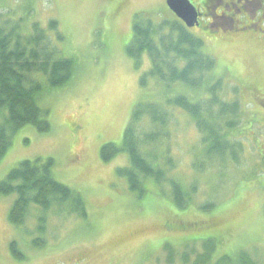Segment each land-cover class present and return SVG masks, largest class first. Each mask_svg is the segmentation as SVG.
I'll list each match as a JSON object with an SVG mask.
<instances>
[{
	"label": "rangeland",
	"instance_id": "obj_1",
	"mask_svg": "<svg viewBox=\"0 0 264 264\" xmlns=\"http://www.w3.org/2000/svg\"><path fill=\"white\" fill-rule=\"evenodd\" d=\"M191 3L197 9L203 5ZM140 13L155 22L177 20L165 0H124V5L109 0H0V26L19 24L31 33L30 27L37 25L65 59L74 61L75 69L66 87L41 97V106L50 111L51 131L41 134L24 126L14 134L0 162V182L24 161L52 159L55 179L82 196L86 213L81 217L68 203L55 204L47 213L33 207L25 225L17 227L8 220L16 195L0 197V264H182L180 257L187 254L193 262L209 239L217 242L214 261L245 250L264 264V49L241 40L209 41L189 30L216 59L225 98L239 100L246 117L239 133H233L241 135L238 160L227 157L222 167L209 168L202 155L206 171L199 174L194 165L201 162V135L188 113L173 111L169 140L158 152L172 158L170 175L184 186L198 183L187 209L176 207L152 180L144 197L133 193L117 174L128 164L127 155L110 163L100 158L104 144L121 146L135 108L163 93L154 80L141 86V77L151 69L148 54L137 67L126 53ZM52 21L57 22L55 30L50 29ZM176 87L174 95L184 91ZM212 202V210L202 209ZM40 219L44 233L39 232ZM36 240L43 246L35 247ZM14 242L26 261L12 256Z\"/></svg>",
	"mask_w": 264,
	"mask_h": 264
},
{
	"label": "trees",
	"instance_id": "obj_2",
	"mask_svg": "<svg viewBox=\"0 0 264 264\" xmlns=\"http://www.w3.org/2000/svg\"><path fill=\"white\" fill-rule=\"evenodd\" d=\"M49 26L55 30L57 22L52 21ZM21 28L19 24L0 26V162L9 151L14 134L24 126H32L41 134L51 131L50 111L41 106V97L66 87L75 72L74 61L61 55L44 30L37 25L30 27L31 33ZM189 30L178 20L155 22L143 13L136 14L126 53L137 67L141 57L148 54L151 69L141 77V86L154 80L163 93L154 102L135 108L121 146L109 142L100 150L104 163L127 155L128 164L117 169V174L128 181L129 189L140 199L147 193V182L152 180L163 187V193L181 210L195 200L198 183L184 186L180 179L170 175L174 169L172 158L166 152H158L169 140L173 111L179 108L188 113L201 135L203 153L198 158L201 162L194 165L199 174L206 171L202 155L209 168L214 164L222 167L227 157L238 160V153L242 152L241 135L233 133H239L241 121L246 117L239 100L225 98L224 81L215 72L216 59L204 51L203 39ZM176 86L184 87V91L174 95ZM54 165L52 159L24 161L0 182V197L16 195L8 217L11 224L24 226L33 207L47 213L55 204L66 203L86 218L82 196L55 179ZM165 186L169 193L164 191ZM214 207L212 202L202 209L210 211ZM39 223V232L44 233L45 221ZM207 243L206 250L193 262L187 254L179 261L182 264H258L245 250L214 261L217 242L209 239ZM33 244L39 248L44 243L36 240ZM11 250L16 260H27L17 243L11 244ZM173 257L169 256L170 263Z\"/></svg>",
	"mask_w": 264,
	"mask_h": 264
},
{
	"label": "flooded vegetation",
	"instance_id": "obj_3",
	"mask_svg": "<svg viewBox=\"0 0 264 264\" xmlns=\"http://www.w3.org/2000/svg\"><path fill=\"white\" fill-rule=\"evenodd\" d=\"M198 1L203 5L196 8L199 26L193 30H198L209 41L241 40L257 49H264V0ZM109 2L124 5V0Z\"/></svg>",
	"mask_w": 264,
	"mask_h": 264
},
{
	"label": "water",
	"instance_id": "obj_4",
	"mask_svg": "<svg viewBox=\"0 0 264 264\" xmlns=\"http://www.w3.org/2000/svg\"><path fill=\"white\" fill-rule=\"evenodd\" d=\"M166 4L188 29L199 26V14L189 0H166Z\"/></svg>",
	"mask_w": 264,
	"mask_h": 264
}]
</instances>
